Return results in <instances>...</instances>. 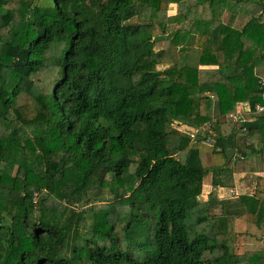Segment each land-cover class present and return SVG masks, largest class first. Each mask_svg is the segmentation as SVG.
Returning a JSON list of instances; mask_svg holds the SVG:
<instances>
[{"label": "trees", "instance_id": "1", "mask_svg": "<svg viewBox=\"0 0 264 264\" xmlns=\"http://www.w3.org/2000/svg\"><path fill=\"white\" fill-rule=\"evenodd\" d=\"M261 67L264 0H0V264H264Z\"/></svg>", "mask_w": 264, "mask_h": 264}, {"label": "crops", "instance_id": "2", "mask_svg": "<svg viewBox=\"0 0 264 264\" xmlns=\"http://www.w3.org/2000/svg\"><path fill=\"white\" fill-rule=\"evenodd\" d=\"M171 9H174L175 11H177V5L176 4H172L171 7H170V10ZM218 9L221 10V8H218ZM260 13H261V10H259L258 4L255 2L253 4L252 11L250 13H245V12L239 13L234 19H230V16L232 14L231 12L225 11V13H224V15H225V23L231 21V24L234 27L241 28L252 16H256V15H258ZM200 68H205V67L204 66H200ZM256 141H257L256 146L258 148H260L259 141L258 140H256ZM236 153H237V150L235 149V154ZM255 159H256L255 160V164L253 165L254 166V171H253V173L250 172V174H257L258 176H264V170L262 169L261 164H260V156L256 155ZM235 168H236V171L234 173V181H233L234 182V186H233V184L231 185V183H230V185H227L228 187H226V188H228V189H226V190H228L227 191L228 194L230 193L229 190L231 188L235 189V190L237 189L238 191L240 190L239 194L240 193H245V192L251 193L253 191V189L255 188V180H254V178H253V180H249L248 179V176L250 178V176H252V175H248V173L242 168V163L241 162L236 164ZM211 178L212 177H207V180L204 182L203 189L206 188V187L208 189V187H209L210 190L207 192L206 199H202V200H207L208 196H209V193L213 189V184H212V181H211L212 179ZM219 191H221V188H219ZM237 226H238V231L240 232L239 239H238L239 240L238 250L240 248V245L243 244L244 237H247L249 235L248 233H250V232H253L255 234H259L258 238L262 239L260 241L263 243L262 244L263 246L261 248L255 247L254 249H259V250L260 249L261 250L264 249V235H262L255 226L248 225L247 222H245L243 220L238 221V225ZM247 227H248V229H247ZM244 241L246 242V239H244Z\"/></svg>", "mask_w": 264, "mask_h": 264}, {"label": "rangeland", "instance_id": "3", "mask_svg": "<svg viewBox=\"0 0 264 264\" xmlns=\"http://www.w3.org/2000/svg\"><path fill=\"white\" fill-rule=\"evenodd\" d=\"M174 13H176V11L174 9H171V10H169L167 12H164V11L160 12V18H161L162 27H163L164 30L168 26V17H169V15L174 14ZM200 27L202 28L201 25H200ZM171 53L173 54L174 58H180V57L183 58V57L188 56L187 59L194 60V61L196 60L194 56H197V52L196 51H193V52L190 51L188 53V52L180 51L178 48H176L174 46H171ZM257 74L264 76V68L263 67L259 68L258 71H257ZM229 124H231V123H229L227 121V124L225 125V127L229 126ZM211 159H213V157H211ZM216 161L221 162L222 159H219V156H216ZM208 177H211V174H209ZM223 189L221 188V191H219V195L220 196H226L228 194V192H227L228 190H226L228 188L224 187ZM209 190H210L209 187H208V189H207V187L203 189L202 194L200 195L201 200L202 199H206L207 192ZM229 191H231V192L234 191V192H236L235 194L237 195V194H239L240 190L238 191L237 189L235 190V189L231 188ZM111 198H113V193L108 188H105L102 191L101 200L103 202H106V201H109ZM77 208H78V210L80 209L79 205H77ZM187 222H188V220H187ZM247 229H248V227H247ZM248 234L249 235L247 237H244V239H246V242L243 239V244L240 245V248H239L240 251H244L246 249H254L255 247L261 248L263 246L262 245L263 243L260 241L262 239L258 238L259 234H255L253 232H250Z\"/></svg>", "mask_w": 264, "mask_h": 264}, {"label": "built area", "instance_id": "4", "mask_svg": "<svg viewBox=\"0 0 264 264\" xmlns=\"http://www.w3.org/2000/svg\"><path fill=\"white\" fill-rule=\"evenodd\" d=\"M260 83L262 85V87L264 88V76L260 75ZM250 112V108L247 105L241 106L239 107L236 111L231 112L229 114V117H231L236 123H245L248 121V117H247V113ZM255 112L257 113H261L264 112V104L259 103L256 105L255 107ZM207 130H212V125L211 122L205 124L202 128V133H204V131ZM192 138L195 139L196 138V134H192ZM207 141H210V138L207 139Z\"/></svg>", "mask_w": 264, "mask_h": 264}, {"label": "water", "instance_id": "5", "mask_svg": "<svg viewBox=\"0 0 264 264\" xmlns=\"http://www.w3.org/2000/svg\"><path fill=\"white\" fill-rule=\"evenodd\" d=\"M226 152H227V155H228L229 159H231L234 156V154H235V149L234 148H229V149L226 150Z\"/></svg>", "mask_w": 264, "mask_h": 264}]
</instances>
